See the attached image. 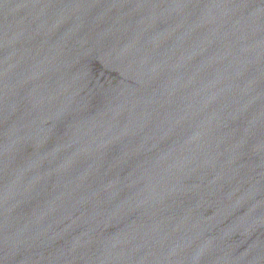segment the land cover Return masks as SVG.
I'll return each instance as SVG.
<instances>
[{"label":"water","instance_id":"obj_1","mask_svg":"<svg viewBox=\"0 0 264 264\" xmlns=\"http://www.w3.org/2000/svg\"><path fill=\"white\" fill-rule=\"evenodd\" d=\"M0 264H264V0H0Z\"/></svg>","mask_w":264,"mask_h":264}]
</instances>
